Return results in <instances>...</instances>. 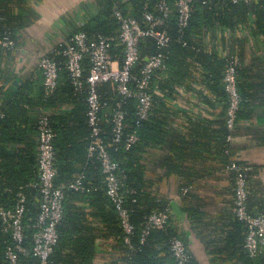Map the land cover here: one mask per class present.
Masks as SVG:
<instances>
[{
  "label": "trees",
  "instance_id": "trees-1",
  "mask_svg": "<svg viewBox=\"0 0 264 264\" xmlns=\"http://www.w3.org/2000/svg\"><path fill=\"white\" fill-rule=\"evenodd\" d=\"M95 1L96 10L94 9L71 35L80 31L86 32L92 38L104 34L113 44V53L120 59L123 47L116 45L119 43V23L114 15L115 11L120 9L125 15L136 17L141 22L145 21L146 10L158 12L157 0ZM175 1L170 0L172 5ZM30 2L31 0H0V39L5 35H10L15 42L13 47L0 45L1 53L12 55L18 49L21 29L31 20L30 17L24 15L22 10L28 12ZM192 8L190 23L184 29L179 28L175 11L164 25L171 37L170 42L163 49L166 54L167 69L160 79L154 81V103L148 118L140 120L136 113V100L125 99L114 89L111 82H102L98 87L103 105L101 137L108 144L112 157L120 163L121 180L126 190V206L130 209L131 220L136 225L131 247L124 241L120 216L107 194L101 163L95 152L90 153L92 129L88 123L87 92L85 89H76L73 84L65 65V57L57 53L63 49V46L50 51L49 54L55 55L60 63L59 84L53 94L47 95L41 81L37 102L41 107L54 109L50 113L49 120L56 133L54 140L58 169L56 181L58 184L67 183L78 176H83L86 189L83 191L71 188L66 190L64 216L58 224L59 240L48 264H95L96 242L100 235L113 238L117 255L116 264H178L171 251V241L180 233L178 222L172 214L166 227L153 228L144 241L141 239L146 217L150 213L165 209L171 211L170 204L152 191L151 181L149 183L145 177L146 164L144 162L145 148L149 144L167 141L174 152L181 149L177 140L168 139L163 134L160 113H166L170 107L165 100L178 98L177 87L190 86L186 78L197 73L198 68H195L196 65L190 59L195 58L202 64V74L205 75L207 84L226 104L228 97L223 76L229 59L219 55L216 51L213 53L205 51L206 40L219 41L238 58V86L243 97L238 119L247 115V107L251 99L255 98L256 92L263 86L253 81L255 76H261L262 73L258 68L257 59L255 60L257 57L252 56V61L254 60L252 63L247 61V45L243 38L245 35H240L237 28L242 24L249 25L254 35L264 38V0H238L237 2L196 0ZM34 15L35 18L38 17L37 14ZM223 27L229 29L228 34L220 32ZM142 49L143 54H152L158 50L155 41L150 37L144 39ZM88 72L89 64L86 62L85 74L87 75ZM25 83L27 85V81ZM20 91L21 89L12 100L4 102V106L3 104L0 106V114H2L0 115V209L13 208L18 196L25 195V245L30 248L40 213L39 150L37 141L33 140V132L37 130L38 119L20 121L12 118L17 108L15 97ZM118 103L122 104L127 113L124 138L133 132L139 135L138 141L129 148L126 147L124 141L118 144L112 142L113 126L109 119ZM64 105L71 106L70 112L55 111ZM65 121L73 122V126L76 127L73 128L75 135H78L80 127L84 138L82 144L74 139L75 135L69 137L70 133L66 134V129L62 125ZM228 134L229 129L225 116L220 121L215 135L220 136V142L225 144L226 155L221 158L225 166L237 151L234 143L227 139ZM175 138L176 136L173 137ZM74 153L80 156L69 160L68 157ZM157 161L169 167H177V164L173 162V156L168 153L158 158ZM250 174L251 171L249 176ZM189 193L188 190L186 195ZM184 208L188 211L185 206ZM251 210L254 213H264L252 206ZM97 219L103 222L101 227L98 223H94ZM236 220L244 226L237 218ZM4 225L0 214V264H9L5 257V249L12 238L9 232L4 231ZM246 256L247 264H264V254L252 257L246 251ZM19 264H40V259L32 253L20 254ZM186 264H198V262L191 254V259Z\"/></svg>",
  "mask_w": 264,
  "mask_h": 264
},
{
  "label": "crops",
  "instance_id": "crops-1",
  "mask_svg": "<svg viewBox=\"0 0 264 264\" xmlns=\"http://www.w3.org/2000/svg\"><path fill=\"white\" fill-rule=\"evenodd\" d=\"M94 9L95 0H31L28 12L22 10L31 20L21 29L18 49L12 55L0 52V106L21 89L15 97L14 120L39 118L41 106L37 99L41 81L43 84L40 58L63 46ZM241 31L240 35H245L247 61L252 63V56L257 57L262 73L253 81L263 86L251 99L247 115L238 119L233 143L241 162L251 166L249 207L264 211V38L254 35L249 25ZM206 41L205 51H216L222 56L226 46L216 40ZM190 59L198 68L196 74L186 78L190 86L177 87L178 98L165 100L170 107L165 114L160 113L163 134L177 140L181 149L174 152L167 141L147 145L145 177L151 181L152 191L170 204L178 222L179 237L198 264H247L246 227L236 220L233 212V175L221 161L226 155L225 144L220 142V136H215L226 116L228 101L225 104L207 84L201 62ZM70 109V105H64L55 111L67 113ZM49 110L51 113L54 109ZM62 125L69 137L75 135L73 122L65 121ZM33 136L38 143L37 130ZM74 139L80 144L84 142L80 127ZM167 153L173 156L177 167L157 161ZM79 156L74 153L68 159ZM188 190L190 193L186 195ZM94 223L101 227L103 222L97 219ZM96 243L95 264H116L113 238L100 235Z\"/></svg>",
  "mask_w": 264,
  "mask_h": 264
},
{
  "label": "built area",
  "instance_id": "built-area-1",
  "mask_svg": "<svg viewBox=\"0 0 264 264\" xmlns=\"http://www.w3.org/2000/svg\"><path fill=\"white\" fill-rule=\"evenodd\" d=\"M196 0H176L172 5L170 0H157L158 12L146 10L144 22L136 17L125 15L120 9L114 13L119 23V35L116 45L123 47L122 57L113 52V44L104 34L95 38L86 32L80 31L68 36L63 49L57 53L65 57V65L76 89H85L88 102V123L92 129V143L90 153H96L101 163L107 194L113 202L121 219L124 230V241L130 245L136 225L131 220V211L126 206V190L121 180L120 163L115 160L101 137L102 133V102L98 87L102 82H111L114 89L125 99L136 100V113L141 119L150 116L153 103L154 81L160 79L167 69L164 47L171 37L164 28L170 15L177 13V22L180 29L190 23L193 3ZM237 2L238 0H233ZM251 1V0H245ZM1 19V16H0ZM238 26V33L245 27ZM226 34L229 29L222 28ZM221 30V31H222ZM153 38L157 51L152 54H143L144 39ZM185 44V42H184ZM1 46L13 47L14 40L10 35L0 39ZM207 45L204 47V49ZM54 51V50H53ZM222 56L229 59L224 69L223 83L228 97L226 123L229 129L227 139L233 142L234 131L238 122V113L243 97L238 86V58L230 53L229 48L222 49ZM89 64V72L85 74V63ZM39 69L43 74V86L47 95L55 92L59 84L60 63L55 55L45 54L40 58ZM38 118V159L40 171V213L37 230L33 235V244L30 248L25 245L26 226L24 194H20L16 205L11 209H0L4 220V231L11 234L12 241L5 249V257L9 264H19L20 254L32 253L40 259V264H48L49 258L59 240L58 224L64 216V201L66 190H85L83 176L67 183L58 184L56 166V150L54 140L56 133L50 125V108L41 107ZM126 111L118 103L109 121L112 123V142L118 144L124 141L127 148L134 145L139 135L136 132L124 138L126 127ZM226 169L233 176V212L235 217L246 227L245 249L250 256L264 254V213H254L249 207V173L251 166L241 162L234 154ZM170 209L154 211L146 217L145 227L142 229V241L153 228H164L171 218ZM171 251L178 264H186L191 259L185 241L176 236L171 241Z\"/></svg>",
  "mask_w": 264,
  "mask_h": 264
}]
</instances>
